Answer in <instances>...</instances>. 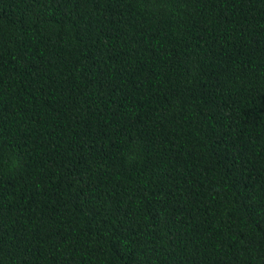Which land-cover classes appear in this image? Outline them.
Segmentation results:
<instances>
[{
  "label": "trees",
  "instance_id": "obj_1",
  "mask_svg": "<svg viewBox=\"0 0 264 264\" xmlns=\"http://www.w3.org/2000/svg\"><path fill=\"white\" fill-rule=\"evenodd\" d=\"M0 264H264V0H0Z\"/></svg>",
  "mask_w": 264,
  "mask_h": 264
}]
</instances>
